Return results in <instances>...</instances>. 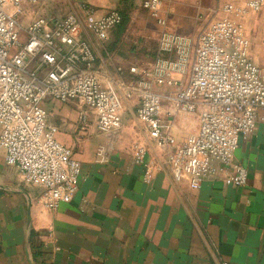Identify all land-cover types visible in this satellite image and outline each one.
Masks as SVG:
<instances>
[{
  "label": "crops",
  "instance_id": "crops-1",
  "mask_svg": "<svg viewBox=\"0 0 264 264\" xmlns=\"http://www.w3.org/2000/svg\"><path fill=\"white\" fill-rule=\"evenodd\" d=\"M66 1L64 16L44 19L67 13L83 19L85 8L98 14L127 12L129 23L120 36L115 29L99 42L83 31L104 77L126 82L130 68L152 63L161 28L146 11L143 18L137 16L142 0ZM229 1L242 6L245 0ZM218 4L163 0L162 17L169 31L195 38ZM135 19L138 33L127 34ZM241 22L250 56L264 69V7ZM163 94V117L180 143L196 129L197 115L175 112L166 98L172 93ZM43 108L47 122L59 130L57 140L80 163L78 190L71 203L45 209L38 203L41 190L28 186L0 155V264H264V110L235 155L247 168L246 186L231 188L218 177L192 190L186 180L177 182L172 176L168 155L174 149L157 148L136 113L122 115L119 138L102 163L97 153L106 136L97 130L91 112L83 124L77 102L47 99ZM134 144L144 146L146 162L153 163L147 180L144 168L134 162Z\"/></svg>",
  "mask_w": 264,
  "mask_h": 264
},
{
  "label": "built area",
  "instance_id": "built-area-1",
  "mask_svg": "<svg viewBox=\"0 0 264 264\" xmlns=\"http://www.w3.org/2000/svg\"><path fill=\"white\" fill-rule=\"evenodd\" d=\"M40 1L0 0V155L28 186L41 190L43 208L71 203L81 174L71 149L57 140L58 128L47 122V99L80 104L83 124L89 112L95 116L97 130L106 136L98 162L107 161L119 138L124 101L135 100L136 118L151 141L174 149L168 163L177 182L186 180L198 190L220 177L228 187L246 186L247 168L235 155L264 110V69L250 56L241 21L260 12L264 0H245L242 6L219 0L195 38L168 30L163 0H142V9L161 28L157 55L146 67L130 68L126 82L104 77L83 33L105 42L122 23L118 11L85 8L83 19L71 14L24 25L25 9ZM166 90L175 112L197 115L196 130L180 143L163 117ZM132 151L149 179L153 163L146 162V148L134 144Z\"/></svg>",
  "mask_w": 264,
  "mask_h": 264
},
{
  "label": "rangeland",
  "instance_id": "rangeland-1",
  "mask_svg": "<svg viewBox=\"0 0 264 264\" xmlns=\"http://www.w3.org/2000/svg\"><path fill=\"white\" fill-rule=\"evenodd\" d=\"M68 4L66 0H42L38 4H35L28 8L25 11V16L22 18L23 23L28 24L29 22H32L33 20H36L38 18H49L52 16H64L62 13H65L68 11ZM142 8V7H141ZM140 8V11H138L137 16L143 18L145 15V12L143 9ZM68 15H71L70 13H67ZM66 14V16H67ZM61 16V17H62ZM138 20H131L129 24V31L127 34L134 35L138 33V26H137ZM126 48H128L131 43L124 42L123 43ZM172 97V94L169 95ZM137 108V102L135 100L132 101H124V109L123 114L127 116V118H130V115L135 114ZM197 128V127H196ZM196 129H194L195 131Z\"/></svg>",
  "mask_w": 264,
  "mask_h": 264
},
{
  "label": "trees",
  "instance_id": "trees-1",
  "mask_svg": "<svg viewBox=\"0 0 264 264\" xmlns=\"http://www.w3.org/2000/svg\"><path fill=\"white\" fill-rule=\"evenodd\" d=\"M116 11H118L120 13V15L122 16V23L117 28H115L117 30L116 34L118 36H120L121 34H123V32L125 31L128 23H129V16H128L127 12L124 10H116Z\"/></svg>",
  "mask_w": 264,
  "mask_h": 264
}]
</instances>
